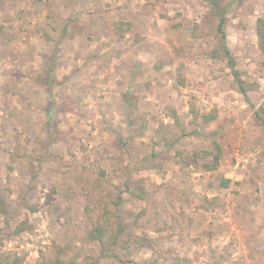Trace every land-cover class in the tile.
<instances>
[{
  "label": "rangeland",
  "instance_id": "rangeland-1",
  "mask_svg": "<svg viewBox=\"0 0 264 264\" xmlns=\"http://www.w3.org/2000/svg\"><path fill=\"white\" fill-rule=\"evenodd\" d=\"M22 1L0 0V264H264V0L222 1L248 100L207 0H27L64 28L55 56L78 41L61 76L6 43ZM104 210L109 255L89 236Z\"/></svg>",
  "mask_w": 264,
  "mask_h": 264
},
{
  "label": "crops",
  "instance_id": "crops-1",
  "mask_svg": "<svg viewBox=\"0 0 264 264\" xmlns=\"http://www.w3.org/2000/svg\"><path fill=\"white\" fill-rule=\"evenodd\" d=\"M26 1L27 0H23L22 4L18 8V13L17 14L19 15L18 17L21 18V20H19L18 24L11 23L12 21L8 22V21H10V20H8L6 22L5 28L1 29V31L3 30L5 32V33L2 32L4 35H6L5 37H8V41L6 43L8 44L9 47H11V49H12V47L14 48V46H17L19 49H22V50L25 47L28 48L29 50L33 49V51L31 53L34 52V59L36 58V55H37V61L32 60L30 62L33 65L38 63V61L51 62V63H53V65H54V67L56 69V73H59L60 76H61L60 73H62V75L70 73L69 66H66L68 68H66V70H65L64 67H61V64H70V63L74 62L75 53L73 51H70L71 50L70 47L74 46L76 44L75 42H78V41L74 40V41L67 42L66 51H65L66 54L62 55V56L61 55L55 56L56 51L54 52V49L56 50V47H57L56 44H57V42L59 40L58 36L60 35V33L63 34V30L62 29H64V28L60 29L59 27H56V25H53V26L49 25V23L53 22V21H49L52 18L47 20L46 12L40 11V9L36 6L37 3L30 1V2H28L30 5H27ZM34 1H36V0H34ZM110 1H117V0H110ZM67 2H68V0H66L65 3H67ZM70 2H72V0H70ZM60 4H62V3H59L58 5H60ZM92 4H93V6H91L90 2H86V5H87L86 7H90L91 6V9H95V10L98 9L99 10L100 7L103 8L104 5L106 6L105 0H92ZM65 5L67 6V4H65ZM9 6H10V4H9ZM70 7H73V8L77 9L78 5L75 4V2H74L73 5H71ZM63 9H65V7H63ZM106 10L107 9H105L103 13L107 16L108 15L107 13L110 11V9H109L108 12ZM77 11H79V10L77 9ZM86 11H88V10H86ZM112 11L114 13L117 12L114 8H112ZM14 12L15 11L12 10V13H14ZM70 12L71 13H76V12H73L72 10H70ZM78 13H80V11ZM121 13H123V12H121ZM82 14H84V13H82ZM97 14L99 15V19L101 20V18H103L101 16L102 15L101 12L97 13ZM33 15H34V17H33ZM124 15H127V14H124ZM41 16H43V17H41ZM83 16H85V15L80 16L79 19H81ZM87 16H89V18H92L93 14L92 15H87ZM84 18L86 19V16ZM84 18H82V19H84ZM121 18H123V14H121V15L119 14V18L118 19L121 20ZM40 19H42V21L38 22V20H40ZM82 19H81V22L83 24L84 22H83ZM30 21L33 22V25L28 26L27 24H29ZM46 21L48 22V24L44 25V23H46ZM8 23H11V25L8 24ZM34 23H36L37 25H35ZM113 23H115V22H113ZM113 23L109 24L110 25L109 29L111 30V35H100V36L98 35L99 39H97V41H99L100 39H102L101 41H107V40H105L106 38H108V37L112 36L113 34H115V31L113 30L114 29V24ZM69 26H71V25H69ZM93 26H95V25L93 24ZM96 26L94 28L92 26H89V27H92L90 30H88L89 33L95 32V34H97V32L98 33L102 32V29H101L102 25H99L97 27ZM28 27H30L32 32L34 31V34L38 38L42 36L43 40H41V43H38V44L34 43L33 44L32 41H29L27 39L26 32L27 33L29 32L28 31ZM67 29L68 28H65L64 31H66ZM6 32H7V34H6ZM12 34L14 36L15 35L18 36V38L17 37H16L17 39L16 38H12ZM77 36H78V34L76 35V38H77ZM103 36H105V39H104ZM110 38L113 39L112 37H110ZM97 41H96V43H99ZM17 43H18V45H17ZM45 47L50 48L51 51L53 50L54 53H51L50 55L43 54V51H41V50L44 49ZM92 47L94 48V45H92ZM23 53H24L23 56L24 55H27V56L31 55L30 53H27L24 50H23ZM50 56H52V57L49 58ZM40 58L42 60H40ZM27 66H28V64H26L24 67H27ZM33 68L35 69V73L37 75V73H39L38 71L40 70V68H38V65H35ZM66 77H68V76L66 75ZM211 172L212 171H208V174H206V175H208V176L211 175L210 174ZM206 178L204 177L203 180L206 181ZM202 185H203L204 189H206V190L210 187L208 182H204ZM196 223H198V221H196ZM209 223H210L211 227H208L206 225V227L204 229H210L211 228L213 230H217V224H215L214 222H211V220L209 221ZM199 224H200V222L198 223V226H199ZM201 227H202V225H201Z\"/></svg>",
  "mask_w": 264,
  "mask_h": 264
},
{
  "label": "trees",
  "instance_id": "trees-1",
  "mask_svg": "<svg viewBox=\"0 0 264 264\" xmlns=\"http://www.w3.org/2000/svg\"><path fill=\"white\" fill-rule=\"evenodd\" d=\"M208 3L211 6V9L216 13V16H218L219 22H218V33L220 37V45L221 49L224 52V56L227 58V62L229 67L232 70V73L234 75L235 80L239 84V91H241L247 98V89L245 87V82L242 80V76L240 71L237 68L236 61L234 57L232 56L231 49L227 43V34H226V20H227V5L222 6L223 0H207ZM260 20L259 22H261ZM262 23V22H261ZM258 33L261 41V49L264 51V28L261 26L258 28ZM264 113L263 110H257L255 113L256 117L261 120L264 124ZM215 118L214 114H207L203 115V120L205 122H210ZM220 159V155L216 156V162ZM212 164H206L205 169L211 170L215 169L217 167V163ZM224 185L228 184V180H225ZM89 210V208H88ZM89 218L92 222H94V228L89 232V236L92 240L99 241L102 246V252L105 255H109L110 247L112 244L114 245L116 241L118 240L119 233L118 230L113 226V215L112 212L109 210H104L102 216H99L98 214L93 213V211H89ZM23 259L17 258L12 264H22ZM186 264H191L190 260L187 258L185 259Z\"/></svg>",
  "mask_w": 264,
  "mask_h": 264
}]
</instances>
